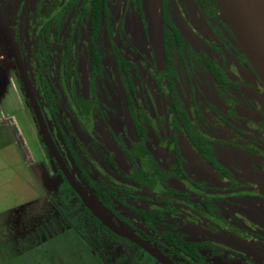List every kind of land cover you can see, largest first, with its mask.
Returning a JSON list of instances; mask_svg holds the SVG:
<instances>
[{"label": "flooded vegetation", "instance_id": "flooded-vegetation-1", "mask_svg": "<svg viewBox=\"0 0 264 264\" xmlns=\"http://www.w3.org/2000/svg\"><path fill=\"white\" fill-rule=\"evenodd\" d=\"M33 1L25 41L24 0L0 12L53 146L41 135L56 199L89 216L69 176L172 264H264V84L216 0ZM1 49L24 89L0 31ZM96 220L132 264H162Z\"/></svg>", "mask_w": 264, "mask_h": 264}, {"label": "rangeland", "instance_id": "rangeland-1", "mask_svg": "<svg viewBox=\"0 0 264 264\" xmlns=\"http://www.w3.org/2000/svg\"><path fill=\"white\" fill-rule=\"evenodd\" d=\"M32 2L23 3L24 41ZM0 56V264H132V249L84 214L76 199L68 206L56 199L60 179L31 103L8 50Z\"/></svg>", "mask_w": 264, "mask_h": 264}, {"label": "water", "instance_id": "water-1", "mask_svg": "<svg viewBox=\"0 0 264 264\" xmlns=\"http://www.w3.org/2000/svg\"><path fill=\"white\" fill-rule=\"evenodd\" d=\"M216 2L243 54L246 56L250 65L264 84V0H216ZM150 22L157 33L155 44L156 46H158L160 51H162V37L158 31V19L155 14L151 13ZM0 31L3 33V36L6 38L7 44L11 47L13 51L14 58L16 59L21 79L24 85V90L27 93L28 99L30 100L32 108L34 110L36 120L38 121V124L40 126L41 135L43 136L48 148L53 151V146L48 136L40 108L36 101V97L26 77L18 53L16 51L15 42L12 36V32L10 30V26L9 24L4 23L1 16V12ZM68 179L77 194L82 199L86 208L108 230L120 237L126 238L139 245L144 250L149 252L153 257H155L158 261H160L162 264H172L161 254L141 242L139 239L135 238L134 236L128 234L127 232L117 228L114 224H112V222H110V220H108L104 216V214H102V212L86 197V195L79 189V187L69 176Z\"/></svg>", "mask_w": 264, "mask_h": 264}, {"label": "trees", "instance_id": "trees-1", "mask_svg": "<svg viewBox=\"0 0 264 264\" xmlns=\"http://www.w3.org/2000/svg\"><path fill=\"white\" fill-rule=\"evenodd\" d=\"M46 18V17H45ZM45 18L43 19V20H45ZM44 22V21H43ZM85 211H86V213L89 215V216H91L92 217V215H91V213H90V211L88 210V209H86L85 208ZM93 219L95 220V221H97L94 217H93ZM98 222V221H97ZM99 223V222H98Z\"/></svg>", "mask_w": 264, "mask_h": 264}]
</instances>
